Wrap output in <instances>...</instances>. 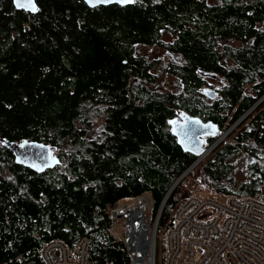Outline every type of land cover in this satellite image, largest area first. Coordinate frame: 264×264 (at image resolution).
Returning a JSON list of instances; mask_svg holds the SVG:
<instances>
[{
	"label": "trees",
	"instance_id": "obj_1",
	"mask_svg": "<svg viewBox=\"0 0 264 264\" xmlns=\"http://www.w3.org/2000/svg\"><path fill=\"white\" fill-rule=\"evenodd\" d=\"M36 4L29 12L0 0L2 264L34 259L53 239L72 247L82 236L95 264H131L110 209L148 192L152 217L164 200L161 228L189 181L212 195L264 201V98L231 128L264 93V0ZM136 77L155 78V86H126ZM204 84L214 98L201 92ZM177 111L214 122L218 135L232 130L172 188L196 158L168 130ZM3 140L47 143L59 162L25 166Z\"/></svg>",
	"mask_w": 264,
	"mask_h": 264
},
{
	"label": "built area",
	"instance_id": "obj_2",
	"mask_svg": "<svg viewBox=\"0 0 264 264\" xmlns=\"http://www.w3.org/2000/svg\"><path fill=\"white\" fill-rule=\"evenodd\" d=\"M193 191L179 198L161 228L158 222L164 200L154 217H149L150 221L144 218L146 241L143 242L148 241L143 243L144 249L131 240L132 227L125 212L115 213L116 207L110 209L112 217L122 214L126 218L124 223L129 230L124 232L122 241L131 255V264H157L156 246L160 237L164 238L166 253L162 264H264V201L253 196L199 195ZM143 194L133 200L138 199L149 212L152 200L148 192L145 194L149 205L139 200ZM137 202L119 207L126 211ZM113 226L114 221L112 229ZM88 242V237L82 236L69 247L53 239L39 246L34 259L18 257V261L19 264H95L89 259Z\"/></svg>",
	"mask_w": 264,
	"mask_h": 264
},
{
	"label": "water",
	"instance_id": "obj_3",
	"mask_svg": "<svg viewBox=\"0 0 264 264\" xmlns=\"http://www.w3.org/2000/svg\"><path fill=\"white\" fill-rule=\"evenodd\" d=\"M12 1L16 9L35 12L31 11L30 9L19 8L16 6L15 0ZM83 1L89 7L110 4H132L117 3L115 0H113L111 3H97L96 0H92V3H89V0ZM32 3L37 9L36 0H32ZM201 92L209 98H214L216 95L215 91L208 87L202 88ZM178 116L182 119L181 121L177 117L169 119L168 123L170 125V132L176 137V142L181 147V149L195 155V160H197L199 156L207 153L210 149V146L206 149L202 147L204 140L203 137L206 135L218 134V126L212 121H203L200 118L196 116H190L185 112H179ZM221 137L222 135H220L218 138ZM2 143L14 153L17 162H20L23 165L34 168L38 171L54 167L59 162L58 156L53 153V146L47 143L27 140H22L19 143L3 140Z\"/></svg>",
	"mask_w": 264,
	"mask_h": 264
},
{
	"label": "rangeland",
	"instance_id": "obj_4",
	"mask_svg": "<svg viewBox=\"0 0 264 264\" xmlns=\"http://www.w3.org/2000/svg\"><path fill=\"white\" fill-rule=\"evenodd\" d=\"M144 49L146 50V51H148V49H149V47H144ZM156 49H157V51H159V49H158V47H153V48H150V50H151V52H156ZM157 53V52H156ZM173 81H171V82H169V78H168V80L166 81V84H169V83H172ZM211 82H213L211 79H210V81H209V83H211ZM163 84V83H162ZM164 87H165V89H171L172 87H170V86H168V85H163ZM208 88H212L211 86H207ZM264 98V93H263V96H262V98H260V99H258L255 103H253L252 104V106H251V108H250V110H246L244 113H242L241 114V116L239 117V119H237L236 121H235V123H237V124H235V126L237 127V125H239L240 124V122L247 116V114L248 113H250L252 110H253V108L255 107V106H257L261 101H262V99ZM234 128V127H233ZM232 128V129H233ZM229 129V130H228ZM231 129V130H232ZM230 130V128H227L226 130H224V131H222L219 135L218 134H216V135H213V137L214 136H216L215 138H214V140L213 141H215L216 139L218 140V139H223V138H225L228 134H229V132L231 131ZM226 131V132H225ZM219 133V132H218ZM218 135V136H217ZM220 135H222V137L221 138H218ZM220 140V141H221ZM210 143V142H209ZM209 143H207V145L204 147L205 149L207 148V147H209L210 145H209ZM217 145V144H216ZM215 145V146H216ZM213 149V147H211L210 149H209V151L207 152V153H204L203 155H201V157H200V159H197V163L193 166V168L192 169H190V170H188L185 174H187V176L191 179L192 177H191V171H193V170H195L196 169V165L198 164V162L199 161H201L203 158H205L209 153H210V150H212ZM236 167H237V171H236V176H237V178H243L244 177V172H243V168H241V165H240V163H239V160L238 159H236ZM183 171H185V169L183 170ZM184 174V175H185ZM183 176V175H182ZM182 176H180V177H178V178H176L175 180H174V183L172 184L173 186H175L177 183H178V180H180L181 179V177ZM185 188V190H184V192L186 191V193L189 195V194H191V193H193L194 191L193 190H196V191H198L197 193L199 194V195H209L210 193H206V192H202V191H200L199 189H197L196 187H194L193 185H192V183H191V181H189L187 184H186V186L184 187ZM187 194H185V195H187ZM139 200H143V202L144 203H147V205H149V197H148V194H143L141 197H140V199ZM152 200V199H151ZM138 201V199L137 200H133V198H124V199H122V200H120L119 201V203L116 205V206H114V207H119V205H122V204H124L125 205V203H126V206L127 207H129V206H133V204L132 203H135V202H137ZM139 202V201H138ZM152 202V201H151ZM125 206V207H126ZM112 209V208H111ZM144 210V213L146 214V221L148 220V221H150V219H149V217H151L152 218V213H151V209H150V211L149 212H147V208L146 209H143ZM110 212V211H109ZM125 217H124V215H122V214H120V215H118V216H116L115 218H114V226H113V230H114V232L116 233V235H117V237L118 238H120L121 240H123L124 239V237H125V235H124V232H127L128 230H129V227H128V225H126L125 223H124V221H125ZM146 226H147V222H146ZM163 226V225H162ZM160 230V229H159ZM138 252L139 251H141L140 249H136ZM142 252V251H141ZM165 256H166V253H165V250H164V238L163 237H160L159 239H158V242H157V246H156V255H155V257H156V263L157 264H162L163 263V260H164V258H165Z\"/></svg>",
	"mask_w": 264,
	"mask_h": 264
},
{
	"label": "bare ground",
	"instance_id": "obj_5",
	"mask_svg": "<svg viewBox=\"0 0 264 264\" xmlns=\"http://www.w3.org/2000/svg\"><path fill=\"white\" fill-rule=\"evenodd\" d=\"M262 98V97H261ZM197 117V116H196ZM200 118V117H198ZM201 119V118H200ZM202 120V119H201ZM236 124V123H235ZM235 124H233L231 126L234 127ZM229 130V129H228ZM226 132V131H225ZM221 139H218V140H215L212 144H210V148L211 147H214L216 144L219 143ZM197 163V160H194L186 169L185 171L187 170H190L193 168V166ZM172 188H170V190L168 191V194L170 193ZM167 194V195H168ZM126 204V203H125ZM141 203L140 202H137L136 203V206L134 207H131L129 210H126L125 211V208L124 207H117L115 210L116 212L115 213H123L125 212V216L129 218V224L131 225L132 227V230L130 232L131 236V240L137 245L139 246H142L143 247V243L146 244L147 242H143V241H146L145 239V225H144V218L146 217V214L143 213V208H145L144 206L145 205H140ZM116 206V205H115ZM120 206V205H119ZM114 208V207H113ZM115 215V214H114ZM110 216H111V213H110ZM112 221H114V217H112ZM144 249V247H143Z\"/></svg>",
	"mask_w": 264,
	"mask_h": 264
},
{
	"label": "flooded vegetation",
	"instance_id": "obj_6",
	"mask_svg": "<svg viewBox=\"0 0 264 264\" xmlns=\"http://www.w3.org/2000/svg\"><path fill=\"white\" fill-rule=\"evenodd\" d=\"M140 49V48H139ZM143 50H145L144 48H142ZM203 78H204V80H205V82H206V84H208L209 83V79H210V77H208V76H205V75H203L202 76ZM168 78H169V82H171L172 81V78H171V76L169 75L168 76ZM216 78H218V76H216ZM136 79V80H135ZM135 79H130V80H128V82H127V85L126 86H128V87H133V86H135V84H138L139 86H143V87H145V88H147V89H151V88H153L155 85H153V84H155V78H153L152 79V81H150V82H144V80L143 79H141V78H139V77H136ZM168 79H164L163 80V85H168V86H170V87H172L171 86V83H169V84H166V81H167ZM206 84H204L200 89L202 90V88H204V87H207V85ZM209 86V85H208ZM127 87V88H128ZM163 88H165L164 86H163ZM131 89H133V88H131ZM135 106H137L138 105V102L137 101H135V104H134ZM130 111H132V110H130ZM179 112H183V111H177V113L173 116V117H177L180 121L182 120L178 115H179ZM127 113H129V111L127 112ZM185 113H187L188 115H190V116H195V115H192V114H190V113H188V112H185ZM196 116H198V115H196ZM172 116L171 117H169L167 120L169 121V119H171V118H173ZM168 121H167V124H168V130H169V132H170V125H169V123H168ZM107 132H109L108 130H107V127H106V129H104V131H103V134H102V137H101V140L102 139H104L105 138V142L107 143L108 141H109V139H110V135H112L110 132V134H107ZM170 134L172 135V137H173V139H174V141H175V143L177 144V142H176V137L170 132ZM213 137V135H206V136H204L203 137V143H202V147H205L206 145H207V143L209 142V140H210V138H212ZM210 144V143H209ZM178 145V144H177ZM179 146V145H178ZM180 147V146H179ZM181 148V147H180ZM182 150V149H181ZM183 151V150H182ZM184 153H188V154H192V153H190V152H187V151H183ZM13 153V152H12ZM193 155V154H192ZM13 156H14V159L16 160V158H15V155H14V153H13ZM195 156V155H194Z\"/></svg>",
	"mask_w": 264,
	"mask_h": 264
},
{
	"label": "snow or ice",
	"instance_id": "obj_7",
	"mask_svg": "<svg viewBox=\"0 0 264 264\" xmlns=\"http://www.w3.org/2000/svg\"><path fill=\"white\" fill-rule=\"evenodd\" d=\"M16 6L19 8L30 9L31 11H37L36 7L32 3V0H15ZM97 3H111L113 0H96ZM117 3L127 4L133 3L134 0H115ZM89 3H92V0H89Z\"/></svg>",
	"mask_w": 264,
	"mask_h": 264
},
{
	"label": "clouds",
	"instance_id": "obj_8",
	"mask_svg": "<svg viewBox=\"0 0 264 264\" xmlns=\"http://www.w3.org/2000/svg\"><path fill=\"white\" fill-rule=\"evenodd\" d=\"M199 157H200V156H199ZM199 157H198V158H199ZM183 172H184V171H183ZM183 172H182V173H183ZM182 173H181V175H180V176H182ZM185 175H186V174H185ZM180 176H179V177H180ZM183 176H184V175H183ZM183 176H182V177H183ZM182 177H181V178H182ZM172 188H173V185H172Z\"/></svg>",
	"mask_w": 264,
	"mask_h": 264
}]
</instances>
